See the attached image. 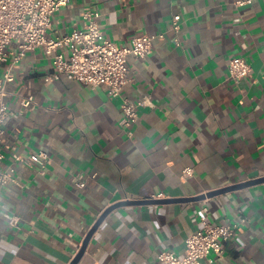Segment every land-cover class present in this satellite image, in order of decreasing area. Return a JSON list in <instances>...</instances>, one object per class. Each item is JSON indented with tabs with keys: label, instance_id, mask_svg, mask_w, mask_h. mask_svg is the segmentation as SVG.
Masks as SVG:
<instances>
[{
	"label": "crops",
	"instance_id": "obj_1",
	"mask_svg": "<svg viewBox=\"0 0 264 264\" xmlns=\"http://www.w3.org/2000/svg\"><path fill=\"white\" fill-rule=\"evenodd\" d=\"M237 1L69 0L53 16L52 37L82 30L92 10L119 45L166 38L146 59L129 58L134 80L123 96L147 99L129 130L122 100L106 86L47 81L53 63L44 49L16 65L0 97L11 111L0 150L14 177L1 194L0 264H73L91 232L76 264H160L161 251H184L206 208L214 224L247 223L205 264H264V182L195 199L264 178V0ZM234 57L251 64V77H230ZM39 151L52 159L44 169L15 158ZM186 168L193 173L183 178ZM160 194L161 203L123 205L96 227L113 206Z\"/></svg>",
	"mask_w": 264,
	"mask_h": 264
},
{
	"label": "built area",
	"instance_id": "obj_2",
	"mask_svg": "<svg viewBox=\"0 0 264 264\" xmlns=\"http://www.w3.org/2000/svg\"><path fill=\"white\" fill-rule=\"evenodd\" d=\"M69 0H0V67L6 70L0 77V97L5 94L6 86L15 80L13 70L28 52L44 49L51 57L53 71L46 80L58 81L62 76L70 80L80 81L96 88L106 86L111 98L122 100L121 107L124 118L121 125L130 129L140 119V108L147 104L146 100L132 101L123 96L124 89L133 82V72L129 58L144 60L154 50L156 42L164 40L163 33L136 36L130 45L122 46L106 38L100 26V13L88 10L84 13L85 27L71 33L52 37L53 16L67 5ZM253 0H238L237 6L251 4ZM182 28L180 15L174 17L170 32L178 34ZM175 42L179 45V39ZM17 46L16 54L12 55L11 48ZM252 66L241 57H234L229 63L230 77L239 82L252 76ZM25 108L35 105L34 97L22 100ZM11 111L4 101L0 103V147L4 141L5 123ZM132 135V132L129 131ZM17 161L28 165H38L46 168L52 161L45 151L31 154L28 158L15 155ZM4 155L0 150V205L1 194L5 186L14 181L12 171L3 167ZM192 168H186L183 178L192 175ZM78 186H86L82 176L78 177ZM148 199H165L163 194ZM201 218V227L185 241L182 253L163 250L158 254L160 264H205L212 254L221 256L223 245L236 236L241 226L247 223V218L240 217L235 222L214 224L208 217V209ZM16 221L14 222V224Z\"/></svg>",
	"mask_w": 264,
	"mask_h": 264
},
{
	"label": "water",
	"instance_id": "obj_3",
	"mask_svg": "<svg viewBox=\"0 0 264 264\" xmlns=\"http://www.w3.org/2000/svg\"><path fill=\"white\" fill-rule=\"evenodd\" d=\"M264 182V178H260L258 180H254V181H251V182H248V183H244V184H240V185H236V186H233V187H230V188H225V189H221V190H216V191H213V192H210L206 195H202V196H199L195 199L197 200H202V199H205V198H208V197H213V196H216V195H219V194H222V193H225V192H228L230 190H233V189H238V188H244V187H248L250 185H254V184H258V183H262ZM162 201H158V200H145V201H133V202H127V203H120V204H117L115 206H113L112 208H110L105 214L104 216L100 219V221L98 222L97 226L98 227L100 225V223L106 218V216L112 212L114 209L118 208V207H121L123 205H126V204H150V203H161ZM95 227V228H96ZM94 231V230H93ZM93 232H91V234L89 235V237L87 238L86 242H85V246L84 248L82 249L81 253L79 254V256L76 258V260L73 262V264H76L78 262V260L81 258V256L83 255L85 249H86V246H87V243L88 241L90 240V237L92 235Z\"/></svg>",
	"mask_w": 264,
	"mask_h": 264
}]
</instances>
